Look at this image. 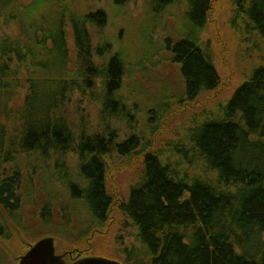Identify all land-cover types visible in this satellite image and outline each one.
I'll list each match as a JSON object with an SVG mask.
<instances>
[{
    "label": "trees",
    "instance_id": "1",
    "mask_svg": "<svg viewBox=\"0 0 264 264\" xmlns=\"http://www.w3.org/2000/svg\"><path fill=\"white\" fill-rule=\"evenodd\" d=\"M127 1L110 0L119 7ZM143 1L159 12L179 0ZM182 1L180 37L167 38L166 48L179 66L180 98L188 104L220 85L208 40L201 38L216 0ZM229 1L230 23L264 39V0ZM90 2L80 8L72 0H0L5 215L26 229L21 183L25 169L41 162L82 201L91 224H103L114 208L135 228L144 259L133 247L126 264H264V62L250 69L224 104H216V112L200 107L170 139L158 138L170 96L159 99L146 111L147 138L120 93L125 57L109 35L93 42L94 32L102 36L107 24L106 4ZM75 92L98 106L95 118L68 113ZM115 156L138 163L125 197L107 190L106 158ZM41 204L45 222L52 207ZM9 235L0 215V237Z\"/></svg>",
    "mask_w": 264,
    "mask_h": 264
},
{
    "label": "rangeland",
    "instance_id": "2",
    "mask_svg": "<svg viewBox=\"0 0 264 264\" xmlns=\"http://www.w3.org/2000/svg\"><path fill=\"white\" fill-rule=\"evenodd\" d=\"M72 2L81 8L89 4L90 0ZM104 2L106 4L105 0H92L90 3L104 6ZM184 8L182 0L168 4L159 12H152L143 0H129L120 7L112 5L109 0V4H106L108 21L102 28V36H99L100 31L94 32V43L109 35L114 48L120 50L125 57L127 70L120 93L126 97V104L132 105L136 110L138 129L147 138L150 135L151 121H148L146 111L157 104L159 99L170 96V115L161 128L163 134L158 137L170 139L183 132L185 121L200 107L216 112V104H224L250 69L264 62V39L245 32L237 22L233 26L230 23V1L216 0L210 21L201 32V38L208 40L220 85L218 89L201 92L193 102L184 103L180 98L183 83L179 66L166 48L167 38L180 37ZM67 45L73 56L71 32L67 35ZM21 100L22 96L17 103ZM66 109L69 114L72 110L93 119L98 106L89 104L75 92ZM67 157L74 160L72 156ZM137 164L124 156L106 158L108 192L125 197L128 183L135 176ZM60 177L46 163L37 162L25 169L20 193L24 194L26 201L22 210L26 229L15 226L0 206V215L6 220L10 230L8 238L0 237V264H17L19 255L25 252L29 244L44 236L53 238L55 253L64 254L65 261H69L70 257L95 253L126 264V251L133 247L139 258L144 259L143 249L135 236V228L126 219L114 208H110L103 224H91L84 204L70 195ZM44 201L52 208L51 217L42 222L39 213ZM33 202L39 206L38 210L37 206L32 205ZM130 261L131 259L128 260L129 264Z\"/></svg>",
    "mask_w": 264,
    "mask_h": 264
},
{
    "label": "water",
    "instance_id": "3",
    "mask_svg": "<svg viewBox=\"0 0 264 264\" xmlns=\"http://www.w3.org/2000/svg\"><path fill=\"white\" fill-rule=\"evenodd\" d=\"M17 264H122L119 260L104 256H84L71 263H65L61 254L55 253L54 240L44 236L29 244L18 257Z\"/></svg>",
    "mask_w": 264,
    "mask_h": 264
},
{
    "label": "flooded vegetation",
    "instance_id": "4",
    "mask_svg": "<svg viewBox=\"0 0 264 264\" xmlns=\"http://www.w3.org/2000/svg\"><path fill=\"white\" fill-rule=\"evenodd\" d=\"M109 211V210H108ZM63 256H64V254H61V258H62V260L65 262V263H71V262H73V261H75V260H77L78 258H81V257H84V256H104V257H108V256H106V255H102V254H95V253H90V254H84V255H78V256H76V257H70V259H69V261H65L64 260V258H63ZM109 258V257H108ZM17 262H18V260H17ZM122 263V262H121Z\"/></svg>",
    "mask_w": 264,
    "mask_h": 264
}]
</instances>
